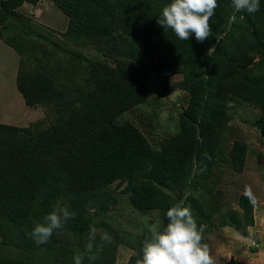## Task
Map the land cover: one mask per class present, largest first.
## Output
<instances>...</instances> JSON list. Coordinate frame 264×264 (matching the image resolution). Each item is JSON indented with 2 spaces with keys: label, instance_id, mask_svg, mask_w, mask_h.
Returning <instances> with one entry per match:
<instances>
[{
  "label": "trees",
  "instance_id": "obj_1",
  "mask_svg": "<svg viewBox=\"0 0 264 264\" xmlns=\"http://www.w3.org/2000/svg\"><path fill=\"white\" fill-rule=\"evenodd\" d=\"M51 1L67 17L54 40L18 11L39 0H0V40L18 56L16 88L45 115L27 126L0 122V264H74L92 228L96 244L104 232L112 242L83 264H115L127 232L111 224L110 212L121 194L140 212L156 211L158 225L183 199L203 225L219 193L212 182L218 161L224 157L240 172L246 160L241 139L223 150L229 104L237 99L258 108L256 125L264 131V0L253 14L217 0L212 35L202 43L157 25L170 0ZM177 74L187 101L178 130L156 148L132 121L118 119L145 101L150 77L168 91ZM240 206L251 222L252 204L243 195ZM57 207L75 216L37 245L34 224ZM224 224L241 232L234 214ZM149 228L134 234L125 264H135Z\"/></svg>",
  "mask_w": 264,
  "mask_h": 264
},
{
  "label": "rangeland",
  "instance_id": "obj_2",
  "mask_svg": "<svg viewBox=\"0 0 264 264\" xmlns=\"http://www.w3.org/2000/svg\"><path fill=\"white\" fill-rule=\"evenodd\" d=\"M18 11L41 24L43 33L53 40L67 26V17L51 0H39L36 5L25 3ZM82 52L90 58L100 56L96 51L82 49ZM17 63L16 52L0 40V122L27 126L45 120V115L42 107L27 106L17 90ZM170 87L164 91L150 77L145 101L119 117L118 122L132 121L151 145L159 148L178 130L177 114L187 101V94L181 89V75H172ZM259 114L258 108L237 99L228 106L223 150L228 152L232 142L241 139L247 146V153L242 171H234L224 157L214 170L212 182L219 193L212 201L210 199L214 209H210L202 220L207 229L204 243L209 246L214 264H264V131L256 125ZM245 185L252 188L258 201L255 207L252 205L251 222L243 217L240 206ZM157 214L156 211H138L123 194L120 195L119 205L110 212L111 224L120 226L127 233L119 239L115 264H125L136 242L134 234L143 226L158 224ZM232 214L241 225L240 233L224 224Z\"/></svg>",
  "mask_w": 264,
  "mask_h": 264
},
{
  "label": "clouds",
  "instance_id": "obj_3",
  "mask_svg": "<svg viewBox=\"0 0 264 264\" xmlns=\"http://www.w3.org/2000/svg\"><path fill=\"white\" fill-rule=\"evenodd\" d=\"M231 4L235 12L253 14L260 10V0H231ZM217 7V0H170L162 7L157 25L171 30L179 40L187 41L194 35L196 41L202 43L212 35L210 21ZM235 21L233 14L229 24ZM200 171H206V167H201ZM243 196L254 207L257 205V198L249 185H245ZM74 216L75 213L67 207L54 208L42 218V222L34 224L30 235L37 245L46 244L53 233ZM165 216L166 224H153L148 229L140 253H134L135 264H214L209 246L203 242L204 226H198L190 206H185L183 199L172 203ZM95 231V228L91 229L84 251L74 254V264H83L85 257L95 261L104 244L112 242L110 234L104 232L100 236L102 243L96 244Z\"/></svg>",
  "mask_w": 264,
  "mask_h": 264
},
{
  "label": "crops",
  "instance_id": "obj_4",
  "mask_svg": "<svg viewBox=\"0 0 264 264\" xmlns=\"http://www.w3.org/2000/svg\"><path fill=\"white\" fill-rule=\"evenodd\" d=\"M18 64V63H17Z\"/></svg>",
  "mask_w": 264,
  "mask_h": 264
}]
</instances>
